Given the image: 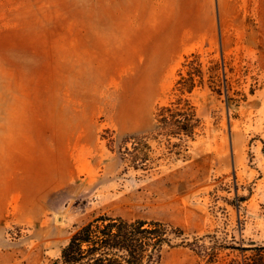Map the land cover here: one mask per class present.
Wrapping results in <instances>:
<instances>
[{
	"label": "rangeland",
	"instance_id": "obj_1",
	"mask_svg": "<svg viewBox=\"0 0 264 264\" xmlns=\"http://www.w3.org/2000/svg\"><path fill=\"white\" fill-rule=\"evenodd\" d=\"M193 51L246 65L256 90L238 105L195 90L189 155L124 169L120 139L154 128ZM261 139L264 0H0V264L48 263L102 212L264 242ZM160 264L197 260L177 247Z\"/></svg>",
	"mask_w": 264,
	"mask_h": 264
},
{
	"label": "trees",
	"instance_id": "obj_2",
	"mask_svg": "<svg viewBox=\"0 0 264 264\" xmlns=\"http://www.w3.org/2000/svg\"><path fill=\"white\" fill-rule=\"evenodd\" d=\"M248 71L242 65L236 76L234 66L223 53L220 59L207 57L205 61L199 51L185 55L168 100L155 106L154 128L120 139L117 152L124 169L149 171L163 157H187L190 143L205 132V123L192 100L194 91L206 87L238 105L257 88L256 81L243 85ZM112 132L104 128L101 133L110 150L115 143ZM152 141L163 147L161 153L154 154ZM261 141L264 151V139ZM240 202L238 197L235 206L239 207ZM177 247L189 249L197 264H264V242L244 237L241 230L238 237L231 234L229 238L220 237L216 230L192 234L170 221L126 218L107 212L80 224L59 255L46 264H160L165 252Z\"/></svg>",
	"mask_w": 264,
	"mask_h": 264
}]
</instances>
